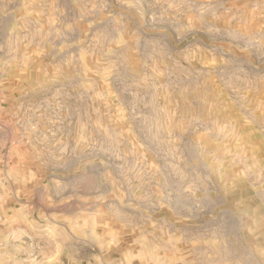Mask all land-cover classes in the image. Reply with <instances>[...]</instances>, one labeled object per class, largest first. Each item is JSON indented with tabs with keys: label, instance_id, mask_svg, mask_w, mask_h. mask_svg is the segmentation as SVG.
I'll use <instances>...</instances> for the list:
<instances>
[{
	"label": "rangeland",
	"instance_id": "1",
	"mask_svg": "<svg viewBox=\"0 0 264 264\" xmlns=\"http://www.w3.org/2000/svg\"><path fill=\"white\" fill-rule=\"evenodd\" d=\"M0 264H264V0H0Z\"/></svg>",
	"mask_w": 264,
	"mask_h": 264
}]
</instances>
